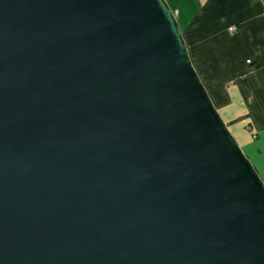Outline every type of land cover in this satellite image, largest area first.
Segmentation results:
<instances>
[{"label":"water","instance_id":"water-1","mask_svg":"<svg viewBox=\"0 0 264 264\" xmlns=\"http://www.w3.org/2000/svg\"><path fill=\"white\" fill-rule=\"evenodd\" d=\"M0 264H264V180L166 0H0Z\"/></svg>","mask_w":264,"mask_h":264},{"label":"crops","instance_id":"crops-1","mask_svg":"<svg viewBox=\"0 0 264 264\" xmlns=\"http://www.w3.org/2000/svg\"><path fill=\"white\" fill-rule=\"evenodd\" d=\"M166 1L214 106L264 180V0Z\"/></svg>","mask_w":264,"mask_h":264},{"label":"built area","instance_id":"built-area-1","mask_svg":"<svg viewBox=\"0 0 264 264\" xmlns=\"http://www.w3.org/2000/svg\"><path fill=\"white\" fill-rule=\"evenodd\" d=\"M230 30L233 31L234 30V26L230 27Z\"/></svg>","mask_w":264,"mask_h":264}]
</instances>
